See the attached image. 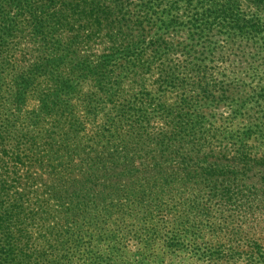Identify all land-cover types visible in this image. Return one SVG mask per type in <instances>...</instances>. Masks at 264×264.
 <instances>
[{
    "label": "trees",
    "instance_id": "16d2710c",
    "mask_svg": "<svg viewBox=\"0 0 264 264\" xmlns=\"http://www.w3.org/2000/svg\"><path fill=\"white\" fill-rule=\"evenodd\" d=\"M247 1L0 0V264H264V83L206 65L264 70Z\"/></svg>",
    "mask_w": 264,
    "mask_h": 264
},
{
    "label": "rangeland",
    "instance_id": "374dc122",
    "mask_svg": "<svg viewBox=\"0 0 264 264\" xmlns=\"http://www.w3.org/2000/svg\"><path fill=\"white\" fill-rule=\"evenodd\" d=\"M241 5L245 9H252L254 6H252L247 0H240ZM233 42L231 43V46L227 47V44L225 40L221 41V39H218L217 43H220L216 47H214L213 55H214V62L210 63L206 61V65L208 67H213L214 70L210 69L208 70V73L211 77H213V80H219L224 78L221 76V73L219 71H223V73H227L229 76V79L234 81H245L247 86L250 87H256L261 86L264 83V70H260L258 67H256L257 62L254 63L253 59L256 58V55L253 54V51L251 49L254 48L256 45V42H248L244 38V36L236 35L233 36ZM225 39V38H224ZM255 41H258V39H254ZM225 45H224V44ZM223 44L224 46H221ZM234 49V51L232 50ZM243 53L245 56L234 58L233 54H239ZM248 55V58L247 56ZM251 56V59L249 58ZM215 71V73H213ZM217 76V77H215ZM259 90L254 89L252 92V100L253 104L249 103L248 106H256L260 105L259 107H262L264 110V97L259 98ZM258 99L259 101H256ZM216 109L215 111V118L219 117L223 112V110ZM219 120V119H217ZM188 238H186V242H188ZM107 244V246H106ZM107 247V259L106 258H91V261H93L94 264H149L150 261L147 258H140L139 252L136 247H128L126 248L125 256L119 257V258H108V252H109V240L107 239V242L104 244L98 243L95 241L93 244L94 249L97 250L96 246H102ZM190 249V248H189ZM187 249L186 251H180L178 250L176 254L173 257H180V258H192L193 251ZM189 252V253H188ZM169 258V257H167ZM179 258V259H180ZM181 260V259H180Z\"/></svg>",
    "mask_w": 264,
    "mask_h": 264
}]
</instances>
